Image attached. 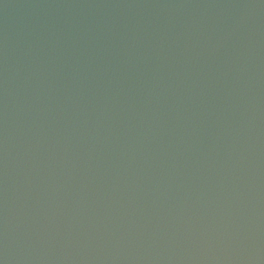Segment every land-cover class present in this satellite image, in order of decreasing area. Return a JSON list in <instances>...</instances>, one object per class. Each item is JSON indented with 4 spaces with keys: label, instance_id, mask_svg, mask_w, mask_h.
<instances>
[{
    "label": "clouds",
    "instance_id": "obj_1",
    "mask_svg": "<svg viewBox=\"0 0 264 264\" xmlns=\"http://www.w3.org/2000/svg\"><path fill=\"white\" fill-rule=\"evenodd\" d=\"M19 7L0 264H264V0Z\"/></svg>",
    "mask_w": 264,
    "mask_h": 264
},
{
    "label": "water",
    "instance_id": "obj_2",
    "mask_svg": "<svg viewBox=\"0 0 264 264\" xmlns=\"http://www.w3.org/2000/svg\"><path fill=\"white\" fill-rule=\"evenodd\" d=\"M7 2L13 6L7 10L3 9V7H0V27L3 26L5 16L8 17L10 22L16 24L17 26L25 22L33 10L19 7V5L30 4L35 2V0H7Z\"/></svg>",
    "mask_w": 264,
    "mask_h": 264
}]
</instances>
